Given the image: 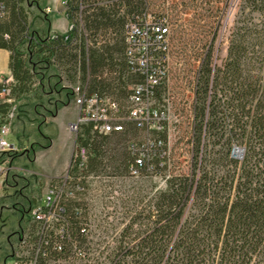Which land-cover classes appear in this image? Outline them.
<instances>
[{"label":"trees","instance_id":"1","mask_svg":"<svg viewBox=\"0 0 264 264\" xmlns=\"http://www.w3.org/2000/svg\"><path fill=\"white\" fill-rule=\"evenodd\" d=\"M24 1L2 0L0 49L10 54V97L26 101L30 115L38 113L40 102L53 105L45 110L46 118L71 101L64 83H78L87 97H107L126 111L134 86L145 84L140 68L126 55L131 23L150 21L167 28L168 73L151 89L159 102L167 99L172 47L183 55L196 49L190 172L169 174L164 189L145 202L141 197L118 237L110 223L104 263L97 255L95 264H264V0H238L220 65L214 62L212 18L228 0H62L73 30L54 38L49 29L29 26ZM190 13L178 24L179 15ZM3 88L0 84V126L12 108L1 102ZM59 92L66 102L52 104L48 98ZM168 125L151 132L127 123L122 132L108 135L83 127L75 143L88 152L86 174L124 177L135 166L143 179L165 177ZM48 146H31L23 155L34 157ZM237 148L243 150L240 158L233 156ZM142 152L147 158L138 165ZM62 203V219L38 238L39 264L43 255L56 257L61 245L67 252L75 244L77 251L85 247L84 214L75 212V199L63 195Z\"/></svg>","mask_w":264,"mask_h":264},{"label":"built area","instance_id":"2","mask_svg":"<svg viewBox=\"0 0 264 264\" xmlns=\"http://www.w3.org/2000/svg\"><path fill=\"white\" fill-rule=\"evenodd\" d=\"M0 0V11L2 10ZM45 14L50 12L44 9ZM142 24V23H141ZM129 34L126 39V55L131 64L140 68L145 76V84L135 85L133 93L129 96L126 111H121L118 104L107 97L101 99L95 95L86 96L78 83L64 86L71 90L73 103L79 109L78 119L71 128L76 135L82 137L83 127L89 125L100 134L122 132L124 124L133 123L151 132H161L167 124H170V115L167 102L156 100L151 89L160 84L168 73V39L167 28L146 21L141 26L130 24ZM73 30V25H67L63 34ZM54 38L56 33H50ZM157 51L153 57L149 53ZM160 53V54H159ZM0 84L4 86L1 91V102L11 104L12 108L4 123L0 126V264H39L38 238L46 229L55 227L62 215L66 213L62 203L63 195L76 200L75 212L85 216L83 229L84 245L81 251H77V245L67 252L61 245L58 255L54 258L43 255L44 264H95V256L100 255L104 263L106 251L110 243L108 235L110 229V206L112 202V187L119 189L118 183L124 177L118 176H94L86 174L88 159L87 150L75 143L73 156L65 171L50 179L40 193L27 200V208L23 209L19 220H14L12 228L6 229L3 220V212L9 209L4 207V202L10 198L11 175L10 157L17 152V147L9 141L13 120L17 109V103L10 97V85L13 84L11 76H3ZM158 144H161L158 142ZM241 149H235L233 156L240 158ZM238 155V156H237ZM147 155L142 152L136 158L138 165L143 164ZM129 175L140 176L135 166H131ZM75 190L71 192V185ZM119 187V188H118ZM98 243V252H96Z\"/></svg>","mask_w":264,"mask_h":264},{"label":"rangeland","instance_id":"3","mask_svg":"<svg viewBox=\"0 0 264 264\" xmlns=\"http://www.w3.org/2000/svg\"><path fill=\"white\" fill-rule=\"evenodd\" d=\"M237 2L238 0H228L226 8L217 17L212 18V20H215L213 55L214 62L218 65L226 58L229 36L235 26ZM210 5L215 8L218 6V3L212 2ZM22 6L28 11L29 26L32 29L38 31L47 30L49 29L50 21L56 27L64 25L62 4H60L59 0H41L37 4L34 3V0H25ZM45 8L50 9L48 14H45ZM178 17L181 18L178 21L179 24L183 22V18H191L192 13L189 15H179ZM205 19L207 18L205 17ZM174 28L175 26H171V30ZM206 38L208 40L209 37ZM176 49L177 47H172L170 75L166 93L167 99L170 102L165 98L170 115L166 142L170 160L169 171L166 172L165 177L155 176L149 179H143L141 176L131 177L128 174V176H124V180L118 183L120 188L118 187L117 192H115L116 187H112L114 189L110 190L112 195L110 223L114 225L115 236L117 237L134 215L133 212L137 209L141 197L145 202L154 195L156 190L164 189L165 180L169 174H188L190 172V131L193 118L191 87L193 72L198 63L192 57L196 49L187 51L184 55L177 54L175 52ZM49 99L52 104L55 101L66 102V95L63 92H59L51 95ZM44 102H40L43 105L39 106L38 113H33V115H30L28 110H26L27 106L24 105L26 101L16 102L17 110L9 141L17 147L18 151L14 154L19 155L14 159H12V156L10 157V162H12V171L10 173L14 178L9 183L11 186L9 191L10 198L4 202V207L9 205V209L4 210L2 214L7 230L12 228L11 225L14 223V220L20 219L23 209L27 208V200L38 195L52 177L57 174L60 175L65 171L74 153L76 132L71 127L77 122L78 107L76 120L69 125V132L74 138L70 158L65 168L59 173L63 161L60 142L66 137L65 129L61 126L65 111L64 113H60L58 119L45 123V110L53 109V105L49 106L47 101ZM69 102L71 104L67 113L73 117L75 114L73 97ZM50 140H56L50 150H44L39 153L36 151L34 157L30 158L23 155L24 150L30 151L31 146H46L48 143L50 144Z\"/></svg>","mask_w":264,"mask_h":264},{"label":"crops","instance_id":"4","mask_svg":"<svg viewBox=\"0 0 264 264\" xmlns=\"http://www.w3.org/2000/svg\"><path fill=\"white\" fill-rule=\"evenodd\" d=\"M40 2H41V0H38V3H40ZM59 2H60V4H62V0H59ZM62 16H63V19H64V25L61 26V27H56L50 21L49 22V31L50 32H55V33H59V34H63L65 32L66 27L68 25V21L65 18V15H64L63 5H62ZM9 55L10 54H9V52L7 50L0 49V80H1V78L3 76H10V71H9V68H8ZM70 104L71 103L68 102L65 106H62L61 108H59L55 112L54 116L45 118V123H50V122L58 119L60 113H62V112L64 113V111H65V114H63V117H62L61 126L65 129L66 137H64L62 139V141L60 142L61 148H62V153H63V161H62V164L60 166L59 173L65 168V166H66V164H67V162H68V160L70 158L71 148H72V145L74 143V138H73L72 134L69 132V125L72 124L76 120L77 107L74 105L75 114L73 115V117L69 116L67 111H68V108L70 107ZM54 141H56V140H54ZM54 141L50 140L49 146L47 148H45V149H41L40 151H37V153H39L41 151H44V150H50L52 148L53 144H54ZM57 175H55V176H57Z\"/></svg>","mask_w":264,"mask_h":264},{"label":"water","instance_id":"5","mask_svg":"<svg viewBox=\"0 0 264 264\" xmlns=\"http://www.w3.org/2000/svg\"><path fill=\"white\" fill-rule=\"evenodd\" d=\"M240 152L243 154V150L241 149Z\"/></svg>","mask_w":264,"mask_h":264}]
</instances>
